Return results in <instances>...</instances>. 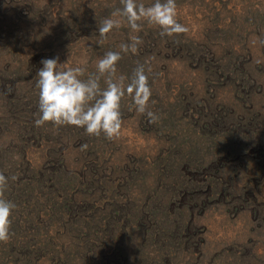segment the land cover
<instances>
[{"label": "rangeland", "instance_id": "obj_1", "mask_svg": "<svg viewBox=\"0 0 264 264\" xmlns=\"http://www.w3.org/2000/svg\"><path fill=\"white\" fill-rule=\"evenodd\" d=\"M176 4L186 33L143 21L101 36L121 0H0V172L16 205L0 264H264V0ZM108 51L117 75L145 65L158 119L125 95L118 138L37 127L41 62L87 79Z\"/></svg>", "mask_w": 264, "mask_h": 264}, {"label": "clouds", "instance_id": "obj_2", "mask_svg": "<svg viewBox=\"0 0 264 264\" xmlns=\"http://www.w3.org/2000/svg\"><path fill=\"white\" fill-rule=\"evenodd\" d=\"M121 3L122 8H117L102 21L98 29L101 36L120 28L122 23H127L132 31L139 33L143 21L158 26L162 37L188 31L177 20L176 0H155L147 7L143 3L138 4L137 0H121ZM142 43L138 35L133 36L131 43L120 45L121 52L136 53ZM121 52H106L96 64L97 73L89 74L87 79H82L86 72L83 66L66 67V63H58V58L43 60L37 72L40 115L34 121L35 125H72L84 128L92 136L103 133L108 139L118 138L123 123L120 106L125 95L132 98L136 111L146 113L155 122L158 117L147 110L152 92L145 65L139 64L131 77L117 75ZM150 71L151 68H148L147 72ZM101 77H106L104 88L100 84ZM86 148L87 145L82 146V150ZM12 179L17 177L13 176ZM8 184V178L0 172V242H7L11 238L10 217L16 208L5 197Z\"/></svg>", "mask_w": 264, "mask_h": 264}]
</instances>
